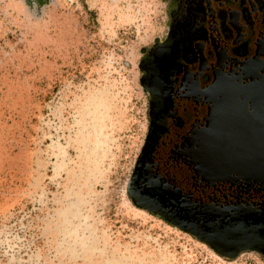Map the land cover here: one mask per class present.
Returning a JSON list of instances; mask_svg holds the SVG:
<instances>
[{
	"label": "rangeland",
	"instance_id": "obj_1",
	"mask_svg": "<svg viewBox=\"0 0 264 264\" xmlns=\"http://www.w3.org/2000/svg\"><path fill=\"white\" fill-rule=\"evenodd\" d=\"M171 6L0 0V264H264L131 198L148 125L141 60ZM256 230L214 231L264 243Z\"/></svg>",
	"mask_w": 264,
	"mask_h": 264
},
{
	"label": "flooded vegetation",
	"instance_id": "obj_2",
	"mask_svg": "<svg viewBox=\"0 0 264 264\" xmlns=\"http://www.w3.org/2000/svg\"><path fill=\"white\" fill-rule=\"evenodd\" d=\"M170 2L164 37L140 65L148 125L131 198L202 236L246 226L264 238V190L241 179L204 180L189 155L208 121L215 80L243 84L252 73L264 76V0ZM256 246L264 255V243Z\"/></svg>",
	"mask_w": 264,
	"mask_h": 264
},
{
	"label": "water",
	"instance_id": "obj_3",
	"mask_svg": "<svg viewBox=\"0 0 264 264\" xmlns=\"http://www.w3.org/2000/svg\"><path fill=\"white\" fill-rule=\"evenodd\" d=\"M247 78L248 82L243 84L238 79H230L226 86L215 78L218 83L214 84L215 101L211 108L209 125L202 129L198 139L201 158L197 159L195 155L194 160L202 174L213 162L216 168L234 169L231 174L243 172L240 176L245 181L263 188L264 76L252 73L245 77ZM207 156L213 158L207 159ZM219 180L224 179L215 181ZM211 234L203 236L202 240L222 255L234 257L246 249L260 252L258 246L246 238H229L215 231ZM196 235L199 236V233Z\"/></svg>",
	"mask_w": 264,
	"mask_h": 264
},
{
	"label": "bare ground",
	"instance_id": "obj_4",
	"mask_svg": "<svg viewBox=\"0 0 264 264\" xmlns=\"http://www.w3.org/2000/svg\"><path fill=\"white\" fill-rule=\"evenodd\" d=\"M217 80H219L222 83H224L225 86L227 85L226 80H224L223 78H218ZM215 82L216 83H214V84L218 83V81H215ZM214 84H213V88H211V90L209 91L210 96H212V98H211L212 99L211 100V106L213 105L212 107H214V101H215V94H214L215 85ZM211 91H213L212 95H211ZM210 113H212L211 109H209V114H208L209 117H208V121H206V126L209 125L208 123H209V120H210ZM194 156L197 159L201 158L200 149H198V144H197V148L194 150ZM211 158H213V157L212 156H207V159H211ZM193 162H194V164H196L195 163L196 160H194ZM195 169H196V167H195ZM198 170H199V168H198ZM233 170L234 169L231 170V168H228V167H225V168L218 167V168H216L214 163L212 162V163H210V165L207 166V170H206V172H204V174H202L200 171H197V174L200 175L204 180H209V179L212 180L213 179L215 181V180H218V179H224V180H219V181H232V180H240L241 179V180L245 181V179L241 177L243 172L237 171L238 174L236 173L237 175H235V174H231V172L233 173ZM226 174H228V175H226ZM218 175L219 176L220 175L221 176L224 175V176L216 177ZM245 182L248 183V181H245ZM261 189L264 190V187L263 188L261 187Z\"/></svg>",
	"mask_w": 264,
	"mask_h": 264
}]
</instances>
